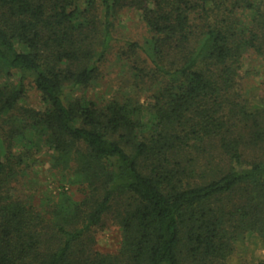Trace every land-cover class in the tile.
Wrapping results in <instances>:
<instances>
[{
	"label": "trees",
	"instance_id": "trees-1",
	"mask_svg": "<svg viewBox=\"0 0 264 264\" xmlns=\"http://www.w3.org/2000/svg\"><path fill=\"white\" fill-rule=\"evenodd\" d=\"M125 9L149 35L122 55L147 104L75 97ZM249 53L264 57V0H0V264H228L246 234L264 244V99L237 89ZM28 83L43 110L20 105ZM39 147L81 200L14 194ZM110 220L121 241L102 253Z\"/></svg>",
	"mask_w": 264,
	"mask_h": 264
},
{
	"label": "rangeland",
	"instance_id": "rangeland-1",
	"mask_svg": "<svg viewBox=\"0 0 264 264\" xmlns=\"http://www.w3.org/2000/svg\"><path fill=\"white\" fill-rule=\"evenodd\" d=\"M148 32L138 11L125 9L114 23V42L105 62L101 66L99 77L91 85L74 93L75 97L84 96L103 104L112 98L123 99L138 97L141 103L147 104L149 84L139 85L132 78L126 65L123 52L130 42L142 43L148 38ZM3 82V79H0ZM238 92L250 102L264 99V57L252 53L243 60V68L238 79ZM21 106L33 110H43L39 93L28 83L27 94ZM34 164L26 167L21 181L15 185L14 194L33 202L44 211L47 204L59 200L60 194L81 200L82 194L76 178L64 174L61 169H53L50 163V153L44 147L36 148L33 152ZM66 176V180L64 177ZM68 179V180H67ZM121 241V232L113 220L106 222L102 229L96 232V249L102 253H114ZM264 259V244L255 234L248 233L235 246V252L228 264H257Z\"/></svg>",
	"mask_w": 264,
	"mask_h": 264
}]
</instances>
